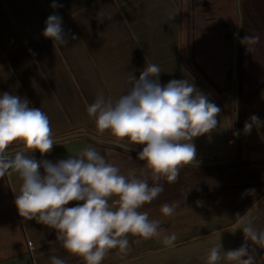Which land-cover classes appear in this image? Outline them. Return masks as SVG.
Listing matches in <instances>:
<instances>
[{
    "label": "crops",
    "instance_id": "0c3cea01",
    "mask_svg": "<svg viewBox=\"0 0 264 264\" xmlns=\"http://www.w3.org/2000/svg\"><path fill=\"white\" fill-rule=\"evenodd\" d=\"M181 1L184 4V0H55L60 6L54 9L53 0H0V93L18 95L40 107L50 119L54 139L90 134L100 141L71 139L88 140L52 148L43 156L35 151L37 160L55 163L92 147L121 174L135 170L151 184L145 161L136 152L106 144L115 138L108 130H97L86 107L100 91L117 100L129 90V77L138 79L147 63L159 65L162 85L172 79L194 83L221 109L216 129L193 141L197 163L211 166H184L173 183L161 178L164 191L140 209L160 222L159 234L147 240L129 235L127 249L109 250L102 264H206L208 251L220 244L218 264H237L223 258L225 251L245 242L255 264H264V247L241 231L249 220L264 229V153L257 152L264 150V70L242 93V110L237 100L232 129L234 120L223 102L185 62L187 54L195 63L196 36L191 17L183 21ZM53 13L62 17L68 39L64 46L42 34ZM208 54L213 56V50ZM253 115L260 123L250 120ZM246 121L253 123L250 131L244 129ZM20 184L16 173L0 176V264H51V256L63 258L65 264H85L64 249L54 229L19 216L14 198ZM165 203L175 205L173 215L161 213ZM171 234L176 239L165 244Z\"/></svg>",
    "mask_w": 264,
    "mask_h": 264
},
{
    "label": "clouds",
    "instance_id": "9594fccd",
    "mask_svg": "<svg viewBox=\"0 0 264 264\" xmlns=\"http://www.w3.org/2000/svg\"><path fill=\"white\" fill-rule=\"evenodd\" d=\"M51 6L60 5L53 0ZM62 23L56 13L45 21L42 34L54 45L68 43ZM258 40V36H246L243 41L250 51V45ZM160 73L159 65L147 63L138 79L133 74L129 77V90L117 100L100 91L86 107L97 130H108L121 148L131 151L133 146L143 145L137 158L151 170V184L135 170H129L127 176L121 174L92 147L55 163L37 160L35 151L43 156L57 143L48 115L40 107L30 106L27 99L0 93V176L16 173L21 180L14 198L18 214L54 229L64 249L82 257L85 264H102L112 249L124 252L129 235L147 240L159 234L160 222L140 209L164 191L161 178L176 182L182 167L196 166L194 138L217 127L219 106L187 79H172L162 85ZM250 120L260 123L255 115ZM253 123L246 121L245 131H250ZM71 201L78 203L68 207ZM160 211L171 216L175 205L165 203ZM241 231L247 240L264 247V229L258 230L249 220ZM175 239L171 234L164 243L170 245ZM221 248L222 244L211 247L206 264H218ZM223 258L255 264L246 242L225 251ZM50 260L51 264H65L57 256Z\"/></svg>",
    "mask_w": 264,
    "mask_h": 264
},
{
    "label": "rangeland",
    "instance_id": "374dc122",
    "mask_svg": "<svg viewBox=\"0 0 264 264\" xmlns=\"http://www.w3.org/2000/svg\"><path fill=\"white\" fill-rule=\"evenodd\" d=\"M193 8L197 13L196 39L193 44L196 64L188 61L187 54L185 62L223 102L225 110L230 112L234 120L232 129H235L237 100L239 110H242V93L245 89L248 91L253 81H257V74L264 70V0H194ZM181 11L183 21L191 17L192 8L188 3L184 5L181 1ZM188 24L191 26L190 22ZM246 36L259 37L256 43L250 45V51L247 50V41H243ZM211 50L213 56L208 54ZM87 140L63 141L54 144L53 148L77 145ZM257 152L262 155L264 150ZM203 170L204 168L198 169L199 172Z\"/></svg>",
    "mask_w": 264,
    "mask_h": 264
},
{
    "label": "water",
    "instance_id": "95a60500",
    "mask_svg": "<svg viewBox=\"0 0 264 264\" xmlns=\"http://www.w3.org/2000/svg\"><path fill=\"white\" fill-rule=\"evenodd\" d=\"M240 1V0H239ZM83 137H87V138H90L96 142H100L99 140H97L96 138H94L93 136L89 135V134H77V135H71V136H67V137H63V138H57L55 139L57 141V143H60V142H63V141H67V140H71V139H76V138H83ZM106 144H109V145H113V146H116L118 148H121L116 142H106ZM123 150H126L124 148H121ZM127 151V150H126ZM140 150H137V149H132L131 152H138ZM220 164V163H219ZM213 165V164H212ZM215 165V164H214ZM196 166H211V165H205V164H199V163H196Z\"/></svg>",
    "mask_w": 264,
    "mask_h": 264
},
{
    "label": "trees",
    "instance_id": "16d2710c",
    "mask_svg": "<svg viewBox=\"0 0 264 264\" xmlns=\"http://www.w3.org/2000/svg\"><path fill=\"white\" fill-rule=\"evenodd\" d=\"M187 3H188V6H191V8H192V11H191V20H192V27H195V25H196V18H197V16H196V10H195V8H193V6H194V0H184V5H187Z\"/></svg>",
    "mask_w": 264,
    "mask_h": 264
},
{
    "label": "built area",
    "instance_id": "2783aa9c",
    "mask_svg": "<svg viewBox=\"0 0 264 264\" xmlns=\"http://www.w3.org/2000/svg\"><path fill=\"white\" fill-rule=\"evenodd\" d=\"M28 245H29L30 248L32 247V244H31L30 242H28ZM31 249H32V248H31Z\"/></svg>",
    "mask_w": 264,
    "mask_h": 264
}]
</instances>
